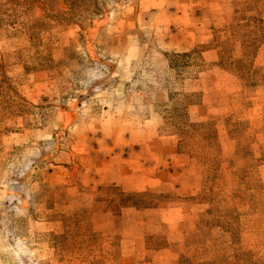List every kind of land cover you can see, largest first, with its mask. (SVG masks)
<instances>
[{"label": "rangeland", "instance_id": "374dc122", "mask_svg": "<svg viewBox=\"0 0 264 264\" xmlns=\"http://www.w3.org/2000/svg\"><path fill=\"white\" fill-rule=\"evenodd\" d=\"M96 1L1 15L0 264H264V0Z\"/></svg>", "mask_w": 264, "mask_h": 264}, {"label": "trees", "instance_id": "16d2710c", "mask_svg": "<svg viewBox=\"0 0 264 264\" xmlns=\"http://www.w3.org/2000/svg\"><path fill=\"white\" fill-rule=\"evenodd\" d=\"M41 4L44 8H46V10H50H48L46 17H48L49 20L54 19V21L59 22L68 21L73 17H92L98 14V11L100 10L96 0H41ZM55 4L56 6L57 4H65L67 5L68 10L56 7V10L52 11L51 7ZM31 8V0H24L21 3L18 0H6L5 2L0 0V23L2 22L3 18H1V15L3 14H7L8 18L11 17V21L13 23L18 22V17L21 14H26V11ZM8 10L10 13H7ZM22 24L29 31L31 37L33 36V30L36 27L45 24L44 17L32 16L29 20L22 22ZM75 58H78V62L81 60L78 55ZM46 61H48V59H44L43 62H40V64L35 66V68L37 70L44 68L46 66Z\"/></svg>", "mask_w": 264, "mask_h": 264}]
</instances>
